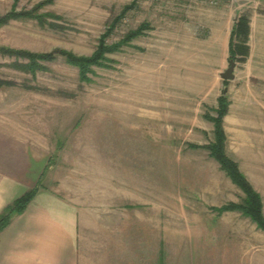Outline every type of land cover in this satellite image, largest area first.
<instances>
[{"label":"rangeland","instance_id":"1","mask_svg":"<svg viewBox=\"0 0 264 264\" xmlns=\"http://www.w3.org/2000/svg\"><path fill=\"white\" fill-rule=\"evenodd\" d=\"M46 1L0 0V18L23 14L0 25V48L90 57L101 39L112 46L138 28L141 34L104 54V66L92 67L86 81L60 55L31 75L11 66L24 60L0 53V81L10 83L0 85V178L30 186L37 180L84 208L95 206L93 215L108 214L102 233L91 216L80 250L91 259L107 247L116 254L117 245L129 252L124 239L141 236L142 256L153 245L157 264H264V231L241 210H222L245 194L206 148L214 140L210 118L225 96L233 122L228 154L260 196L264 217V85L262 100L241 79L223 86L200 60L219 46L223 19L249 18L262 1ZM217 14L222 21L214 23ZM235 63L239 72L243 62ZM246 101L262 132H248ZM127 205L141 209L123 210ZM133 213L141 230L132 227Z\"/></svg>","mask_w":264,"mask_h":264},{"label":"crops","instance_id":"2","mask_svg":"<svg viewBox=\"0 0 264 264\" xmlns=\"http://www.w3.org/2000/svg\"><path fill=\"white\" fill-rule=\"evenodd\" d=\"M261 1V11L249 15L248 56L240 66L239 72L237 70L238 64L235 63L233 80H223L219 76L228 67L229 63L228 41L231 28L234 25L230 16L229 19L226 18L227 21L223 19L224 28L221 30L219 46L213 47L212 52H208L211 54L210 56L208 54L206 57H200V60L205 62L203 64L204 68L215 69L217 71V77L218 79H222L223 86L241 79L245 89L248 90L250 88L256 97H258V89L264 85V0ZM218 11L220 10L218 9ZM214 20V23H219L222 21V18L217 14ZM228 20L230 24H227ZM223 81H227L225 85ZM214 83L218 84L217 80ZM258 99L262 100V97L260 96ZM228 101V111L223 118L222 126L225 134V152L230 157L228 149L230 147L229 138L233 130V126H231L233 122L229 120L232 115L230 114L231 103L229 99ZM245 108L248 111L252 109L246 112L248 115L246 124L248 132H262V125H258L260 122H253L252 120L253 116L258 114L255 111L253 102L246 101ZM207 125V128L211 129L208 122ZM255 141L258 142L257 140ZM38 182L36 180L35 185L30 186L24 185L17 179L10 177L0 178V216L13 205L15 200L35 190L33 197L26 204L23 211L13 216L8 224L0 230V264H157L158 258L156 257V250L153 245L152 247L148 246L147 254L145 253L142 256L141 247L137 246V244L141 245V236H139V240L132 236L124 239L126 245L132 244L129 252L125 253L124 249L121 248L122 246L117 245L116 254L108 253V247L106 246L107 248L104 249L105 254L101 258L91 259L87 254L85 255L80 250L81 245L83 248L84 237L87 238L91 233L92 227H90L91 224L89 223H91L92 218L93 220L96 219L94 224L96 223L97 229L94 228L93 230H99L102 233L101 229L105 227L107 229L109 225V222H104L105 220L103 219L109 215H102L101 217L97 216L96 213L93 215L91 211L95 206L84 208L73 200L61 196L54 190L39 187ZM123 207V210L132 212L136 209H141L138 205ZM102 209L103 206L100 207L99 211ZM140 213L141 215L136 214L139 220L145 216L143 215L145 211H141ZM136 218V216L133 217L131 221L132 227L136 225L138 230H141L140 224L136 222ZM99 220H101L102 224L97 223ZM120 223L124 226V222ZM99 225H102V227H98ZM119 226L121 227V224ZM105 236L106 238L109 237L106 232ZM143 237L148 245L152 244L150 242V235ZM107 243L109 244V242ZM159 256H161L160 253ZM160 258L163 261L162 256ZM160 264H162L161 261Z\"/></svg>","mask_w":264,"mask_h":264},{"label":"trees","instance_id":"3","mask_svg":"<svg viewBox=\"0 0 264 264\" xmlns=\"http://www.w3.org/2000/svg\"><path fill=\"white\" fill-rule=\"evenodd\" d=\"M52 0H47L45 3H48ZM131 6L124 7L121 14L109 26L106 31L107 36L116 24L123 18L125 12L129 10ZM20 15L15 13H10L5 15L3 18H0V25L5 24L9 19L13 17L19 18ZM248 17L245 14H242L238 17L234 27L230 33V40L228 46V59L233 60L234 62H244L248 56V46H247V37H248ZM141 34L140 28L136 31L128 33L123 41L112 46H107L103 43L102 39L97 47L96 51L90 57L77 56L70 52L66 51H57L51 53H32L24 50H14L8 48H0V53L8 56H14L16 59H22L24 62L15 60L11 66L15 69L21 70L25 73L35 75L37 71H46L47 68L43 63L53 62L60 55L66 64L74 66L78 69L79 78L82 81L88 80V74H92V67L94 66H104V61L106 58L104 54L115 52L119 46L125 44L127 41H130L134 37ZM8 85L9 82L0 81V85ZM228 102L225 96H220L218 99V107L216 109V118H210L212 121L213 128V137L214 140L206 148L209 151V155L214 158L220 165L221 170H223L226 175L230 178L232 183H234L242 192L245 194V199L241 204L237 205H228L223 207L222 210L233 211L241 210V212L250 218L254 222L257 228L261 231H264V217L262 215V203L260 196L253 190L251 185L248 183L246 178L239 171L236 162L230 159L224 150L225 135L222 129V118L227 112ZM35 190H32L17 200L14 201L13 205L10 206L3 214L0 216V230H2L10 221V219L20 214L26 204L33 197Z\"/></svg>","mask_w":264,"mask_h":264},{"label":"water","instance_id":"4","mask_svg":"<svg viewBox=\"0 0 264 264\" xmlns=\"http://www.w3.org/2000/svg\"><path fill=\"white\" fill-rule=\"evenodd\" d=\"M234 68H235V62L233 60H229V63H228V67L219 74L220 78H222L223 80H233L234 78V74H233V71H234ZM222 95L225 94V88H223L222 92H221Z\"/></svg>","mask_w":264,"mask_h":264},{"label":"built area","instance_id":"5","mask_svg":"<svg viewBox=\"0 0 264 264\" xmlns=\"http://www.w3.org/2000/svg\"><path fill=\"white\" fill-rule=\"evenodd\" d=\"M149 2H156L157 0H146ZM204 2H207L210 5H219V4H228L232 3L234 0H203Z\"/></svg>","mask_w":264,"mask_h":264}]
</instances>
